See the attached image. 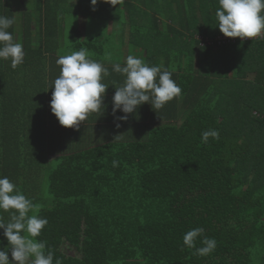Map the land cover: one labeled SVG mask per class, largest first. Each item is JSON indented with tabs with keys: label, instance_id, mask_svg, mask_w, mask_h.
<instances>
[{
	"label": "trees",
	"instance_id": "trees-1",
	"mask_svg": "<svg viewBox=\"0 0 264 264\" xmlns=\"http://www.w3.org/2000/svg\"><path fill=\"white\" fill-rule=\"evenodd\" d=\"M87 1L77 0L79 11ZM172 3L176 11L167 7ZM123 5L134 14L143 11L145 19L130 25L126 57L142 54L149 66L171 71L182 94L159 110L144 103L125 121L116 119L124 115L119 110L111 115L114 87L125 79L112 65L123 66L126 58L120 55L124 33L115 56L106 22L114 17L122 29L124 14L100 6V25L83 36L72 22L70 45L49 56L53 64L85 47L110 72L102 81L109 85L107 107L78 127L61 126L52 112L46 120V92L53 91L47 51L32 53L43 61L30 68L13 69L10 60H0V176L39 205L29 215L47 218L35 239L46 241L54 264H264V35L217 40L223 35L215 16L219 0ZM46 8L39 26L47 39L56 33L58 13ZM144 8L161 16L176 12L171 15L180 28ZM179 47L186 54L170 67ZM209 129L220 138L202 143ZM0 216L10 220L8 212L0 210ZM195 227L217 241L210 254L184 246V234ZM203 246L198 238L196 247ZM9 247L0 229V249Z\"/></svg>",
	"mask_w": 264,
	"mask_h": 264
},
{
	"label": "clouds",
	"instance_id": "clouds-1",
	"mask_svg": "<svg viewBox=\"0 0 264 264\" xmlns=\"http://www.w3.org/2000/svg\"><path fill=\"white\" fill-rule=\"evenodd\" d=\"M100 2L117 6L124 0ZM97 3L98 0H90L93 10ZM215 16L217 27L225 37L252 39L264 33V0H219ZM14 22V18L0 15V60H10L11 67L16 69L23 64L25 52L23 44L8 31ZM56 63L60 66V74L51 87L50 109L61 126L76 128L90 114L104 109L103 101L109 85L102 81L110 72L102 63L90 59L85 47L60 56ZM162 67L149 66L142 58L133 55L126 57L123 66L120 63L112 65L113 72L125 77L120 86L114 87L112 97L113 115L117 110L124 114L116 117L117 120H127L128 114L136 112L144 103L150 104L152 109H162L182 94L181 87L172 79V72L162 70ZM210 137L218 140L219 131L209 129L202 132L201 142L208 143ZM112 166L117 167L118 161H112ZM0 210L10 214L8 222L0 216V229L10 245L7 250L0 249V264H54V252L46 251V241L35 239L48 224L47 218L29 215L38 212L39 205L22 194L6 176H0ZM198 238L203 247H196ZM183 244L194 248L195 254L204 256L215 250L217 241L204 235L202 227H195L184 234ZM55 264H60L59 259Z\"/></svg>",
	"mask_w": 264,
	"mask_h": 264
},
{
	"label": "crops",
	"instance_id": "crops-1",
	"mask_svg": "<svg viewBox=\"0 0 264 264\" xmlns=\"http://www.w3.org/2000/svg\"><path fill=\"white\" fill-rule=\"evenodd\" d=\"M65 2H68V6L66 7ZM60 4V5H59ZM61 4L65 9L70 10V18H66L64 16V19L66 20V24L64 25V19L62 18L65 13L69 12H61ZM53 7L51 8V11L49 12L52 13H58V24L57 26L54 27L56 29V33L54 37H49V38H44V33L43 29L39 26L40 25V20L44 17V14L47 10L46 7L49 6ZM172 5H175V3H172ZM72 6V7H71ZM104 7L105 10H108V12L113 13L114 10H116L117 7H119L120 10L123 11V14L126 15L128 14L129 7H126L125 5H120L118 4L117 6H112L107 3V2H100L98 0L97 5H95V10L92 9V6L90 5V0L87 1L85 8L83 9V12L81 10H78L77 7V0H0V15L7 16L9 18H14L15 22L14 24L8 29L9 32L12 33L14 39L18 40L23 44V49H25L27 52H29V55L25 56L24 61H26L27 64H21L22 67H33L34 64L37 62L39 63L40 61H43L42 59L39 58H34V55L32 53H35L38 50H45L47 51V59L48 60L46 64V78L47 81L50 83H53L54 80L59 76L60 70L58 72H54V69H60V66L56 65V62L51 63V59L49 56H54V53L58 52V48H61L63 50L65 46H69V41L68 37L65 38L66 36V30L69 27V33L70 29H72V22L74 23V26L79 29V31L82 33V35H85L87 26H86V21H91L93 20H102L103 17L100 14L96 13V10L99 9V7ZM145 9V8H144ZM131 11H132V6H131ZM129 13L128 20L125 23V33L122 34L123 36V43L121 47V43L118 41V34L114 32L113 29L118 28V23L114 21V17L109 18V20L106 22V28L107 32L113 36V52L116 53L118 52V48H116L119 44V49L121 47L120 52L123 54H120L123 58H126V45H128L129 42V37H130V25L133 24L134 22L142 23L145 19H143L142 12L138 13L139 11H136L135 14L134 12ZM151 13V12H150ZM162 13V12H161ZM161 13H159L160 18L159 20L162 21L164 24H172L174 25L177 29L180 28V22H175L170 21V16L167 19V21H164L161 19ZM167 13V12H166ZM165 13V14H166ZM152 14V13H151ZM144 17V16H143ZM147 20V19H146ZM69 21V22H67ZM109 26H111V30H109ZM159 28H161V24L159 23ZM186 28L188 27L187 25L185 26ZM186 31V30H185ZM187 32V31H186ZM188 34V32H187ZM69 35V34H68ZM127 37V38H125ZM46 39V40H45ZM67 42V43H66ZM68 44V45H67ZM118 55V54H117ZM116 56V54H115ZM38 59V60H37ZM102 63L101 61H99ZM103 64V63H102ZM50 72L53 73V75L50 74ZM53 78V79H50ZM49 84V83H47ZM107 91V90H106ZM52 93L49 91L46 92V101L51 100ZM104 108L107 107L108 103L104 99ZM103 108L98 112L100 114ZM51 112L50 107L46 109L45 111V117L46 120ZM111 115H113V112H111ZM114 116V115H113ZM104 123V122H103Z\"/></svg>",
	"mask_w": 264,
	"mask_h": 264
},
{
	"label": "rangeland",
	"instance_id": "rangeland-1",
	"mask_svg": "<svg viewBox=\"0 0 264 264\" xmlns=\"http://www.w3.org/2000/svg\"><path fill=\"white\" fill-rule=\"evenodd\" d=\"M178 1V0H177ZM180 1V0H179ZM68 2H65V3H63V4H65L66 5V7L68 6V4H67ZM178 3V2H177ZM63 4H61V12H69V14L68 13H65L64 15H65V17L66 18H70L71 17V15H70V10H68V9H65L62 5ZM60 5V4H59ZM175 5H172V6H167L168 8H171V10H173V11H176V6L174 7ZM72 7V6H71ZM116 10H119V7H117L116 8ZM130 11L131 10H128V12L130 13ZM145 11H148V12H151V13H153L154 15H156L157 17L159 16V18H160V15L159 14H157L156 13V10L154 11V10H149V9H145ZM193 11V8L191 9V12ZM129 13L128 14H126V15H124V23L122 24V29H120L119 27L118 28H115V29H113L114 30V32L116 33V34H118L119 32L120 33H125V23H126V21L128 20V17H129ZM171 14H173V15H177L176 14V12H171V11H168L166 14L164 13V15L161 17V19H163L164 21H167L168 23H169V21H168V17L169 16H167V15H170V16H173V15H171ZM171 18H173V19H169L170 21H174V23L175 22H178L179 21V19H178V16H173V17H171ZM98 26V25H100V21H97V20H91V21H89V27L87 26V28L88 29H92V28H94L93 26ZM109 30H111V26H109V28H108ZM185 31V30H184ZM187 33V32H186ZM69 34V35H68ZM70 37V33H69V27L67 28V30H66V36H65V38H67V37ZM125 38H127V37H125ZM69 43V45H70V41L68 42ZM183 47H179L178 48V53H177V56H172V55H169V57L170 58H172V57H174V58H172V60H169V63H168V65L171 67L172 66V63L170 62V61H175V60H177L178 58H181L182 57V55L183 54H186V53H184L183 52ZM115 54H117V53H115ZM136 54H140V52L139 51H137L136 52ZM124 55H126V53H124ZM165 56H168L167 54H164V57ZM172 56V57H171ZM184 56V55H183ZM139 57H143L144 58V55H140ZM164 57H161L159 60H158V63L159 64H162V65H164L163 63H164V61L166 62V60H164ZM174 59V60H173ZM145 62H146V60H144ZM174 64H175V62H174ZM199 67H201L200 65H199ZM206 67V66H205ZM202 68V67H201ZM206 69H208V66H207V68ZM198 70H199V68H198ZM62 250H63V252L64 253H66V254H68V255H73L74 254V251H72V250H69L68 248H65V247H63L62 248Z\"/></svg>",
	"mask_w": 264,
	"mask_h": 264
},
{
	"label": "built area",
	"instance_id": "built-area-1",
	"mask_svg": "<svg viewBox=\"0 0 264 264\" xmlns=\"http://www.w3.org/2000/svg\"><path fill=\"white\" fill-rule=\"evenodd\" d=\"M264 35V33H262V35L261 36H259V37H262ZM230 39V40H233L234 38H229V37H225L224 35H222V36H219V37H217V40H220V39ZM244 39H249V38H244ZM220 42H218L217 41V44H219Z\"/></svg>",
	"mask_w": 264,
	"mask_h": 264
}]
</instances>
